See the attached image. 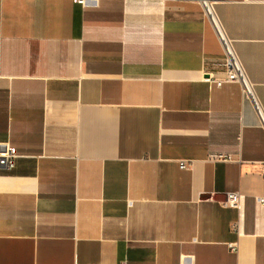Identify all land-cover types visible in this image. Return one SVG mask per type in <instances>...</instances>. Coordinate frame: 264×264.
Segmentation results:
<instances>
[{
  "label": "crops",
  "instance_id": "obj_1",
  "mask_svg": "<svg viewBox=\"0 0 264 264\" xmlns=\"http://www.w3.org/2000/svg\"><path fill=\"white\" fill-rule=\"evenodd\" d=\"M214 1L264 109V0ZM224 58L195 0H0V264H264V129Z\"/></svg>",
  "mask_w": 264,
  "mask_h": 264
},
{
  "label": "built area",
  "instance_id": "obj_2",
  "mask_svg": "<svg viewBox=\"0 0 264 264\" xmlns=\"http://www.w3.org/2000/svg\"><path fill=\"white\" fill-rule=\"evenodd\" d=\"M203 8L206 17L214 25L218 38L224 49L225 58L223 61V66L225 68V79H215L218 86H222L224 82L239 83L242 89V94L244 97L250 99L256 109L258 117L260 119L261 127L264 129V109L256 95L254 85L248 76V73L236 52L233 41L226 35L222 29L218 17L215 11V1L214 0H195ZM16 160V155L13 150L8 149L4 155H0V168H11ZM219 161L232 162L234 158L230 155H220L218 157ZM237 162L242 163L243 161L239 158ZM180 169H189L192 165L191 161L180 160L178 161ZM253 170L264 178V162H254L251 164ZM241 194L238 192L229 193L225 200L220 202L221 206L224 208L238 209L241 202ZM259 202L264 204V199H259ZM231 249L236 251L237 245L231 244ZM125 264V263H122Z\"/></svg>",
  "mask_w": 264,
  "mask_h": 264
}]
</instances>
